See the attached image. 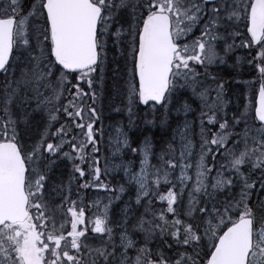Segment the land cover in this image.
Listing matches in <instances>:
<instances>
[{"label":"snow or ice","instance_id":"snow-or-ice-1","mask_svg":"<svg viewBox=\"0 0 264 264\" xmlns=\"http://www.w3.org/2000/svg\"><path fill=\"white\" fill-rule=\"evenodd\" d=\"M238 48L259 49L248 61L260 77L251 118L247 105L228 113L224 81L208 73ZM109 51L124 61L130 121L138 106L163 110L162 124L185 115L179 151L170 142L158 167L149 138L131 148L120 127L109 138L114 155L143 157L136 172L115 165L135 185L118 221L111 199L92 220L72 199L74 180L78 197L110 191L96 107ZM0 74V264H264V0H0ZM37 114L45 126L26 145L20 126ZM58 159L73 165L66 184L53 180Z\"/></svg>","mask_w":264,"mask_h":264},{"label":"trees","instance_id":"trees-1","mask_svg":"<svg viewBox=\"0 0 264 264\" xmlns=\"http://www.w3.org/2000/svg\"><path fill=\"white\" fill-rule=\"evenodd\" d=\"M28 3V2H27ZM244 48H238L236 50H234L233 53H231V57H230V62L233 63L235 61H239L238 63L241 65H243V62L247 63L248 68L246 70H243V68L241 69V71H245L246 73L252 72L254 78L256 79V77H258L259 73L258 71L255 69L254 65L249 64V62L245 61V58H247L246 56L249 55V52H251L252 50L249 49H244ZM238 50H240L239 52H237ZM244 73H238L237 76H235L232 79V82H236L239 78L243 79L245 78ZM73 83H75V80H73ZM232 88V85H230ZM81 87L84 88V90L87 92L89 91L87 84L85 82H81ZM235 89L240 90L237 86ZM190 103H192V101H189ZM89 103H91V101H89ZM230 106H229V111L232 113L236 110L235 108V103L233 102V100H229ZM196 103H193V105H195ZM162 112L163 110H161L160 113H156L153 114L151 112V110L147 111L141 107H137L136 110L134 111V116L132 117L131 121L129 118V115L127 113V110H124V113L121 116H118V118H122L124 123L129 127L130 131H131V143L130 146L131 148H138L140 146L141 140L144 136L146 135H151L153 143H154V148H153V154L151 155V164L154 166H160V159L159 157L161 156L162 153H165L167 150V146L168 144L171 142L173 143V146L177 149V152L179 151V144L178 141L175 140L173 141V123H174V118H173V114L172 112L168 113L167 116V124H162L161 123V119H162ZM112 117L114 115H111ZM147 121H154V123H148ZM61 123H63V120H61ZM38 125V128L41 129L43 128L44 122L41 120V117H39L38 120H34V117L30 120L29 124H28V128H32V130H30V132H28L27 130L25 131L24 128H21V133L23 136V143L28 145L31 144L32 141H30L29 137L32 135V133H34V129L36 128V126ZM59 125H56V127H58ZM53 131L55 130V128L52 129ZM196 156L194 157V159H192V163L193 165L196 162V159L198 158V153H199V141H198V147L197 150H195ZM107 153H102L100 152V167H101V171L102 173H104V159H105V155ZM125 155L128 156L130 158V160L133 161V165H135V167L139 164V160H140V156H139V152L133 153L130 148H128L125 152ZM167 158V157H166ZM219 160V159H218ZM208 162H211V157L208 158ZM218 162V161H217ZM222 162V161H221ZM63 168V167H62ZM194 171V169H193ZM53 174V173H52ZM179 174V170H176L175 175ZM106 180H107V184L109 185V194L107 195H102L100 197V199H102V202L105 204L106 199H110L113 201H117L119 202H123L127 199H129V197L134 196L135 195V187L134 184L130 183L129 180H127L124 176L123 173H117L116 175H106V174H102ZM78 183H83V181H73V187L74 190H77V184ZM123 185L125 188V192L120 193L119 192V188L120 186ZM161 192H166V188H161L160 189ZM81 193H83V200L90 205L91 203H93V199L92 197L89 195V191L87 189H83L81 190ZM119 196V199H116V196ZM112 206V205H111ZM159 206V204H158ZM115 209L116 212V208L115 206H112ZM133 209L134 211H136V206L133 204ZM142 211V208L140 209ZM118 211V208H117ZM122 218V212L118 211L116 212V214L112 215V220L113 221H118ZM169 243H171V241H169ZM149 247L154 248L155 245L151 244L149 245ZM134 255V253H133Z\"/></svg>","mask_w":264,"mask_h":264},{"label":"rangeland","instance_id":"rangeland-1","mask_svg":"<svg viewBox=\"0 0 264 264\" xmlns=\"http://www.w3.org/2000/svg\"><path fill=\"white\" fill-rule=\"evenodd\" d=\"M239 51L240 50H238L237 52H239ZM108 57H109V63L107 64V72H106L104 83H103L102 95L100 96V98L96 102V107L98 108V110L102 111V120H103L104 129H105V136H104V140L102 142L104 144L108 145V149L110 152L109 156L107 158L106 164L108 165V168H109L108 172L123 173L124 174L123 166H128V167H130L131 171L136 172L139 170L140 166L138 167L137 170H134L133 161H128L124 156L121 157L122 151L125 150V148H122L119 153H116L114 155L113 151H112V147L110 146V143H109L110 137H111L113 142L115 141V136H116L115 129L116 128H118V127L122 128L127 133L129 140L131 139V131L126 126L124 121H121V119L117 118L118 115L124 113V110H127V108H126V96L120 94L121 86L124 84V80L127 79V74L124 70V61L122 59H120L118 56H116L115 53H113L112 51L108 52ZM249 59H250L249 57L245 58V60L247 62L249 61ZM117 63L119 64V66L121 68L120 73L116 74V76H118V78L114 77V73L112 71L116 67ZM217 65H218V67H222L224 65V63H217ZM213 68H215V65H213ZM17 74H18V72H17ZM223 77L226 78V80L231 81L235 76L226 75L225 72L223 71L222 72V78ZM255 82H256V80H254V79L252 80L250 78H248L247 80L242 79L240 82H238L239 89L245 90L244 96L246 98L244 100H242V102H240L239 100H235V102H236L235 106L236 107L243 108L245 105L248 106V109L250 111V116L252 115V112L254 109V101L255 100L252 99V95H253L254 89H255ZM96 90L98 92L101 91L100 88H97ZM118 107L121 109L120 111L115 110ZM136 108L134 109V111L136 110ZM149 110H150V108H147V111H149ZM111 113L114 114L113 117H111V115H112ZM127 113H128V111H127ZM172 113L175 117L176 116L182 117L181 120H178V121L173 123V129L177 128L178 125L183 126V121L185 120V115H184L183 111H180L179 113H177L175 110H173ZM188 115H190V114H188ZM39 117H41L39 114L35 115L34 120H38ZM187 119L189 121H191L189 116H187ZM195 119H196V116H195ZM21 128H24V126L21 125L19 130H21ZM32 128L33 127L28 128L27 131L30 132V130H32ZM42 130H43V128L39 129L38 125H37L36 128L34 129L35 132L32 133V135L30 136L31 137L30 141L33 142V140L38 139L39 134ZM197 130L198 129L194 126L193 131L195 132ZM193 136L196 137L199 141V138L197 136H195V135H193ZM193 136H192V140H193ZM146 137L149 138L152 142L151 135L150 136L149 135L144 136L143 140ZM176 139L179 141L178 136ZM143 140H142V142H143ZM193 142H194V140H193ZM152 145H153V143H152ZM66 148H65V151H68V149H66ZM142 158L143 157L141 156V159ZM150 159H151V156L149 157V160ZM115 165H123V166L120 168H116ZM72 167H73V165H72L71 161L66 160V159H58L57 163L53 167V175L52 176H53L54 182L59 184L63 180L66 184L69 177H66L63 174L62 170L65 169L67 174H68V170H70L72 173ZM124 176H125V174H124ZM125 178L129 180L128 177L125 176ZM72 188H73V193L75 194L74 187L72 186ZM89 192L90 193H96L95 189H93V188H89ZM99 192H102V191L98 190L97 193H99ZM93 196H98V195L93 194ZM98 198H99V196H98ZM99 200H100V198H99ZM111 205L114 206L113 203ZM101 212L102 211H100L99 208H97L96 214H100ZM93 235H96V234H93Z\"/></svg>","mask_w":264,"mask_h":264},{"label":"bare ground","instance_id":"bare-ground-1","mask_svg":"<svg viewBox=\"0 0 264 264\" xmlns=\"http://www.w3.org/2000/svg\"><path fill=\"white\" fill-rule=\"evenodd\" d=\"M239 61H235L233 63H231L230 61L227 62L225 68L223 69V71L225 72L226 75H232V76H237L238 73H244L246 78H250L253 80L254 76L252 72L246 73L245 71H241V69L243 68V70H246L248 68L247 63L243 62V65L240 66V64L238 63ZM230 94H231V99L232 100H239L240 102H242V100H244V92L242 90H238L235 88H231L230 89ZM135 187V185H134ZM134 196L129 197V199L123 201V202H117V201H113L112 203L114 204L115 208H116V212L121 211L126 204L129 203L130 198L132 199V201H134ZM112 199V198H110ZM109 199H106V203H108ZM111 203V204H112ZM118 208V211H117Z\"/></svg>","mask_w":264,"mask_h":264},{"label":"flooded vegetation","instance_id":"flooded-vegetation-1","mask_svg":"<svg viewBox=\"0 0 264 264\" xmlns=\"http://www.w3.org/2000/svg\"><path fill=\"white\" fill-rule=\"evenodd\" d=\"M222 72H223V70H222ZM222 72H220V75H222ZM223 79L225 80V83H226V84H229V81L226 80V78L223 77ZM89 227L91 228V225H89ZM90 242H91V241H90Z\"/></svg>","mask_w":264,"mask_h":264},{"label":"water","instance_id":"water-1","mask_svg":"<svg viewBox=\"0 0 264 264\" xmlns=\"http://www.w3.org/2000/svg\"><path fill=\"white\" fill-rule=\"evenodd\" d=\"M259 92V91H258ZM257 101H258V93H257V99H256V104H257Z\"/></svg>","mask_w":264,"mask_h":264}]
</instances>
